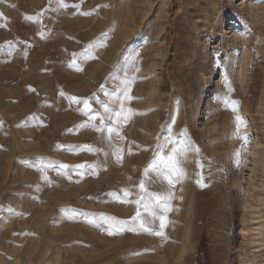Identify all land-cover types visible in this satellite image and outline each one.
I'll return each mask as SVG.
<instances>
[{
    "label": "rangeland",
    "instance_id": "374dc122",
    "mask_svg": "<svg viewBox=\"0 0 264 264\" xmlns=\"http://www.w3.org/2000/svg\"><path fill=\"white\" fill-rule=\"evenodd\" d=\"M63 2L0 0V264H264V0ZM141 180L164 237L85 217L160 231Z\"/></svg>",
    "mask_w": 264,
    "mask_h": 264
},
{
    "label": "snow or ice",
    "instance_id": "6c2138e0",
    "mask_svg": "<svg viewBox=\"0 0 264 264\" xmlns=\"http://www.w3.org/2000/svg\"><path fill=\"white\" fill-rule=\"evenodd\" d=\"M58 2H59L61 7L67 6L66 4H64L63 0H58ZM27 18L28 19H34L33 17H27ZM61 95H63V93H61ZM127 98L131 99V97H127ZM69 99L75 100L76 98L69 97ZM77 102H79V101H77ZM83 103H84V109L85 110L91 109V105L89 104L88 100H84ZM226 103H227V101H226ZM232 103L236 104L237 102L233 101ZM104 111L105 112L109 111L107 104L104 105ZM127 111L129 113H131L133 110L128 109ZM85 114H87V112ZM122 116L125 120H127L128 117L124 115L123 107H121V109L119 111L115 112V121L117 124L120 123V119ZM94 120H96V116L90 117V121H94ZM101 120H103V118H101ZM236 120L238 121V125H237V131H238L239 130V122L241 121V117L237 116ZM91 126L96 127L95 124H91ZM96 130L102 131L101 128H97ZM114 131H116L118 133V129H114L113 127L107 128V132L109 133V140H111V138H112L111 134ZM121 139H122V137H121ZM169 145H173V147H171V151L168 152L167 155H165V152L168 150ZM85 148L89 151H96L97 150V149L92 148V146H90V145L85 146ZM189 150L198 151V149L192 148L190 141H186L184 139H177L176 137H174L171 133V129H169L168 130V136L165 139V142L158 146V149L156 151L155 156L153 157L152 160L149 161L148 166L144 169L145 176L147 177L149 172H158L171 185L173 183V179H172L173 173H175L177 176H181L184 174L183 169H180L178 167L179 158L182 157ZM120 151L121 150L119 148L114 149V154L117 155L118 160L120 159V156H119ZM197 163H199V162H197ZM87 166L92 167L91 164H89ZM60 167L61 168H67L68 166L67 165H60ZM79 167L84 168L85 165L82 164ZM43 178L47 179L46 176ZM197 183H200V181H197ZM139 187L141 190H143L144 196H142L140 199L136 200L135 203L138 205L143 204L146 212H148L152 216H158L159 217L160 229H161L160 231H156L155 229L148 227L147 226L148 222L144 219H141V212L139 210L136 212V214L133 217H131L130 221L129 220H119L115 217L106 216L103 213H91V214L85 213L84 214L85 217L86 218H88L90 216L99 217L100 221L109 224V229H108L109 234L122 233L125 230H127V231H131V232L144 231V232H148L150 234H154V235L164 237L165 234L162 231V229L165 226V222H164L165 217L163 214H160L159 211L152 210L151 206L146 202V200H148V199L154 200L156 203L157 209H159L161 205H165V207L163 208V211L166 212L168 210V208L166 207L167 198L161 196L158 193H154V192L149 191L145 187L144 180H141ZM122 191H123L125 197H127L129 195V192L127 189H124ZM110 195L115 196L116 194L112 193ZM124 202H128V201L125 200ZM89 222L96 224L97 220L96 219H90ZM137 222H139L138 227H137Z\"/></svg>",
    "mask_w": 264,
    "mask_h": 264
},
{
    "label": "bare ground",
    "instance_id": "6f19581e",
    "mask_svg": "<svg viewBox=\"0 0 264 264\" xmlns=\"http://www.w3.org/2000/svg\"><path fill=\"white\" fill-rule=\"evenodd\" d=\"M214 13V12H213ZM238 60V57H236V59L234 60V61H231L232 62V64L233 63H235L236 61ZM243 60H245L244 58H243ZM244 62V61H243ZM239 76L242 78V79H244V76H245V73H244V67L243 66H241L240 67V70H239ZM174 120V119H173ZM173 123H174V121H172ZM149 220V219H148ZM150 222V221H149ZM151 244V243H150ZM151 246V245H150Z\"/></svg>",
    "mask_w": 264,
    "mask_h": 264
}]
</instances>
